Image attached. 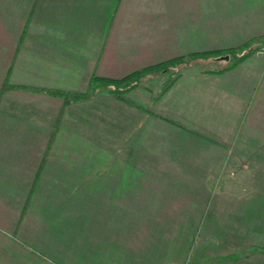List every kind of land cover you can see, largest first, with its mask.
I'll use <instances>...</instances> for the list:
<instances>
[{"label":"rangeland","instance_id":"obj_1","mask_svg":"<svg viewBox=\"0 0 264 264\" xmlns=\"http://www.w3.org/2000/svg\"><path fill=\"white\" fill-rule=\"evenodd\" d=\"M263 40L254 41L253 47ZM219 55L145 76L127 93L132 102L104 87L71 101L56 95L60 105L89 99L80 106L84 120L74 125L78 134L69 144L99 155L94 159L102 172L81 183L74 175L77 189L67 206V234L73 235L68 241L74 248L72 256H65L70 264H264V253L252 250L264 245V203L257 200L259 158L243 152L257 154L258 144H250L251 134L243 130V67L235 68L248 55L229 71H219L226 63ZM94 64L91 76L113 77ZM121 64L123 73L149 65ZM90 78L74 91H85ZM253 126L248 129L253 131ZM42 192L54 199L57 195L46 188ZM18 209L13 207L5 221L10 223ZM49 209L53 217L66 215L62 206ZM230 252L239 256L220 257ZM46 259L55 263L53 255Z\"/></svg>","mask_w":264,"mask_h":264},{"label":"crops","instance_id":"obj_2","mask_svg":"<svg viewBox=\"0 0 264 264\" xmlns=\"http://www.w3.org/2000/svg\"><path fill=\"white\" fill-rule=\"evenodd\" d=\"M261 37L264 0H0V264H47L52 255L54 264H70L67 206L77 189L74 175L81 183L102 174L94 159L100 156L72 144L74 125L84 120L80 106L89 99L60 105L44 88L82 89L96 62L103 75L120 77L127 73L122 62L151 64ZM263 43L235 67H243V130L258 144L257 154L243 152L259 158L262 204ZM44 188L55 199L43 196ZM51 205L66 215L51 216ZM13 207L19 209L8 223Z\"/></svg>","mask_w":264,"mask_h":264},{"label":"trees","instance_id":"obj_3","mask_svg":"<svg viewBox=\"0 0 264 264\" xmlns=\"http://www.w3.org/2000/svg\"><path fill=\"white\" fill-rule=\"evenodd\" d=\"M252 42L245 43L243 45H240L238 47H229V48H223V49H209L204 51H196L193 53H190L188 55H180L171 57L169 59L159 61L156 63H152L149 65H145L141 68L135 69L126 75L122 77H104L99 76L97 74H93L90 78L89 84L87 86V89L83 92L79 91H68L64 89H51V93L55 95H61L65 98L67 101L76 100L79 98H83L86 96H89L93 94L94 92H97V90L101 87L107 88L110 93L117 96L119 99L132 102L130 98H128L127 93L137 87L139 85V82L142 78H144L147 75H155L159 73L168 72L169 69L173 66L174 68L177 66L182 65L183 63L187 62L188 60L193 59H206L208 57L212 56H220L219 54H222L221 56L225 59V65L222 67L219 71H224L229 68L234 67V64H236L237 61L242 60L245 56H247L252 50H257L259 46L253 47ZM250 47L251 49L247 52L244 51L246 48ZM236 54V57L233 56ZM233 57V59H232ZM172 70H175V69ZM8 81L6 80L5 83ZM137 106L145 108L144 106L135 103ZM148 110L152 115L163 117L173 123L181 124L178 121L172 119L169 116H166L165 114H160L156 111H153L151 109L145 108ZM183 125V124H181ZM186 126V125H183ZM196 133H198L197 130H194ZM151 241V240H149ZM154 245V244H153ZM252 250L259 253H264V245H253ZM239 256L238 252H230L228 254L220 255V257L223 258H237ZM188 264H193V262H188Z\"/></svg>","mask_w":264,"mask_h":264}]
</instances>
